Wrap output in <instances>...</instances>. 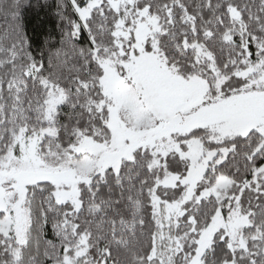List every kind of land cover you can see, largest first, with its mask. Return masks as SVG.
<instances>
[{
	"label": "snow or ice",
	"instance_id": "6c2138e0",
	"mask_svg": "<svg viewBox=\"0 0 264 264\" xmlns=\"http://www.w3.org/2000/svg\"><path fill=\"white\" fill-rule=\"evenodd\" d=\"M15 9L0 264H264V0H57L46 63Z\"/></svg>",
	"mask_w": 264,
	"mask_h": 264
},
{
	"label": "trees",
	"instance_id": "16d2710c",
	"mask_svg": "<svg viewBox=\"0 0 264 264\" xmlns=\"http://www.w3.org/2000/svg\"><path fill=\"white\" fill-rule=\"evenodd\" d=\"M11 0H0V3ZM16 16L28 41L30 50L38 58L44 53L47 62L48 49L60 47L59 41L63 24L57 13V0H16ZM7 27V21L0 16V32ZM85 43V35L79 39V45ZM45 239H54L50 225H46Z\"/></svg>",
	"mask_w": 264,
	"mask_h": 264
}]
</instances>
